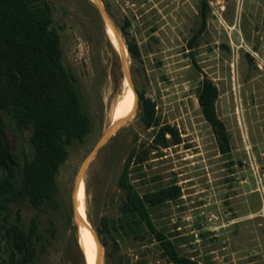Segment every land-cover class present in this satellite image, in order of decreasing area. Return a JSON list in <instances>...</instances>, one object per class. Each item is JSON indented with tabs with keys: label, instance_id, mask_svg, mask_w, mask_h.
I'll list each match as a JSON object with an SVG mask.
<instances>
[{
	"label": "rangeland",
	"instance_id": "1",
	"mask_svg": "<svg viewBox=\"0 0 264 264\" xmlns=\"http://www.w3.org/2000/svg\"><path fill=\"white\" fill-rule=\"evenodd\" d=\"M47 1L64 64L77 78L92 130L83 143L69 148L60 167L56 208L39 212L28 204L13 206L9 221L19 214L28 229L35 219L44 238L46 248L34 264H95L91 254L85 258L74 204L79 203L80 222L93 239V225L102 217L119 218L125 194L117 182L133 146L140 153L150 152L141 170L130 176L139 194L171 185L180 189V197L155 208L151 218L182 256L198 264H264V0H207L202 30V0H98L118 30L135 92L155 104L159 127H175L181 143L154 145L155 134L144 129L137 104L127 123L86 167L81 181L82 163L116 125L110 116L129 85L123 59L95 4ZM129 40L138 45L137 60L126 49ZM205 79L219 91L216 112L229 138L225 154L197 101ZM2 115L4 170L11 157L19 163L31 158L33 148L30 133L20 131L9 112ZM80 185L86 193L83 212L77 198ZM2 234L0 229V263L7 260ZM98 242L102 264H170L146 229L141 239L114 232Z\"/></svg>",
	"mask_w": 264,
	"mask_h": 264
},
{
	"label": "trees",
	"instance_id": "2",
	"mask_svg": "<svg viewBox=\"0 0 264 264\" xmlns=\"http://www.w3.org/2000/svg\"><path fill=\"white\" fill-rule=\"evenodd\" d=\"M207 9V0H202L201 30ZM126 49L133 60L140 58L134 40L126 42ZM63 56L47 0H0V136L6 129L2 114L9 112L17 128L30 133L33 148L31 158L19 163L11 157V163L4 170L0 168V229L4 231L2 238L7 248V260L0 264H34L37 254L44 252L46 244L35 219L28 229L19 214L14 222L9 221L13 206L28 204L39 212L56 208L60 167L68 159L69 148L83 143L92 130V118L83 108L77 78L65 66ZM196 93L202 116L225 154L229 151V138L216 112L219 91L212 81L205 79ZM136 94L140 122L145 130L154 132V145H179L177 129L169 125L159 127L155 104L144 93L136 90ZM149 154L147 150L138 152L135 146L130 149L117 182L125 194L120 217H102L93 225L96 236L100 241L101 237L120 232L141 239L146 229L170 264H198L182 256L174 241L159 231L151 218L155 208L179 198L180 189L171 185L141 195L131 182V174L141 170Z\"/></svg>",
	"mask_w": 264,
	"mask_h": 264
},
{
	"label": "bare ground",
	"instance_id": "3",
	"mask_svg": "<svg viewBox=\"0 0 264 264\" xmlns=\"http://www.w3.org/2000/svg\"><path fill=\"white\" fill-rule=\"evenodd\" d=\"M110 30L113 32L111 27L107 24V27H106L107 36H108L111 44L113 45V47L116 50H119L118 42H117V39L115 37V34L113 35L114 32L112 33ZM123 54H124V49H123ZM128 88H129V86H128ZM133 103H134V94L131 91V89L129 88V91L127 90V92H125V95L120 99V101L116 104V106L114 107V109L112 111V114L110 116L111 124L112 125L116 124L113 128L117 127L119 125V123L121 122V120L124 119L131 112V109L133 107ZM78 181H77V183H78ZM77 198L81 204V209L83 212L86 208V193H85L83 185H80V187L78 189ZM76 210H77V212H80L79 203L77 201H76ZM78 224H79V228L84 233L83 240H82V238H80V240H81V243H83V250H84V255H85L86 260L90 259V257H91L90 254H91L92 257L95 259V264H102V248H101V246L92 238L90 233H87L84 231V228H83L84 224L83 225L81 224L80 218L78 220Z\"/></svg>",
	"mask_w": 264,
	"mask_h": 264
},
{
	"label": "water",
	"instance_id": "4",
	"mask_svg": "<svg viewBox=\"0 0 264 264\" xmlns=\"http://www.w3.org/2000/svg\"><path fill=\"white\" fill-rule=\"evenodd\" d=\"M90 1L93 4H95L96 8L100 12V14H101L102 18L104 19L105 23L108 24L111 27V29L113 30V32L115 34V37H116L117 42H118V47H119L118 51H119V54L121 55V58L123 59V62H124V71H125L126 80H127L128 85H129V88L131 89V91L134 94L135 101L133 103L132 111L124 119L121 120V122L119 123V125L117 127L113 128V129H110L106 134H104L101 137V139L97 142L95 147L91 150V152L87 155V157L83 161L81 169L79 171L78 180L81 179V176L83 175L84 170L89 165V163L92 161V159L97 155V153L118 133L120 128L125 123H127V121L129 120V117L131 116L134 108L137 107V104H138L137 94H136V92L134 90V87L132 85V82H131V79H130V76H129V72H128L127 68L125 67V60H124V55H123V44L121 42L118 30L116 29L114 23L112 22L111 18L109 17V15L105 11V9L102 6L99 5L98 0H90ZM73 196H74V194H73ZM73 215H74V219L76 221L77 227L79 228V224H78L79 213L76 210L75 204H74V209H73ZM93 236H94V240L99 244L97 236L95 234H93Z\"/></svg>",
	"mask_w": 264,
	"mask_h": 264
}]
</instances>
